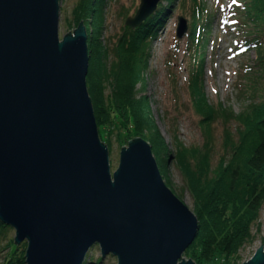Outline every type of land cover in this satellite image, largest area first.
Here are the masks:
<instances>
[{
    "label": "water",
    "instance_id": "water-1",
    "mask_svg": "<svg viewBox=\"0 0 264 264\" xmlns=\"http://www.w3.org/2000/svg\"><path fill=\"white\" fill-rule=\"evenodd\" d=\"M160 3L140 0L124 25L141 27ZM58 19L59 0H0V223L26 243L25 264H85L94 246L116 264H195L182 256L197 218L151 146L128 141L111 174L87 90L86 28L59 41ZM186 33L178 18L176 38ZM242 264H264L263 247Z\"/></svg>",
    "mask_w": 264,
    "mask_h": 264
},
{
    "label": "trees",
    "instance_id": "trees-1",
    "mask_svg": "<svg viewBox=\"0 0 264 264\" xmlns=\"http://www.w3.org/2000/svg\"><path fill=\"white\" fill-rule=\"evenodd\" d=\"M102 1L81 0L75 21L86 19L92 10L95 14L97 12V24L102 27ZM232 1L242 44H246L256 57L255 65L246 67L239 76L243 80L237 85L239 97H245L248 104L237 116L210 106L204 97L201 87L204 51L214 17L200 0H180L177 6L175 0H162L156 12L141 27L135 30L124 27L110 49L102 47V59H110L102 75L106 88L96 83V73L91 65L94 63L91 60L93 48L88 35L92 62L89 61L86 84L99 136L105 142L108 136L105 125H109L112 131L131 124L137 136L151 145L158 163L167 167V163L173 161L185 179L198 220L196 237L182 256L195 264H210L220 259L223 264H238L240 249L252 242L251 228L256 224L264 203V43L261 41L264 0ZM176 8L178 15L189 11L187 91L204 131L205 142L201 147L187 148L173 134L169 135L170 142L161 136L150 119L148 99L141 95L146 83L144 74L150 43L163 27L169 12ZM107 88L109 92L104 94ZM218 117L224 122L232 120L235 123L233 132L224 128L223 153L214 165L211 163L213 150L209 129ZM9 230L0 223V239L6 237ZM25 247V244L16 246L12 239L4 246L0 244V254L7 251L2 264H25ZM90 260L88 254L85 264H91Z\"/></svg>",
    "mask_w": 264,
    "mask_h": 264
},
{
    "label": "rangeland",
    "instance_id": "rangeland-1",
    "mask_svg": "<svg viewBox=\"0 0 264 264\" xmlns=\"http://www.w3.org/2000/svg\"><path fill=\"white\" fill-rule=\"evenodd\" d=\"M80 1L59 0V41L62 40L66 33L70 32L72 34L79 26V23L82 22L86 28L87 35L91 38L89 39V44L91 49L93 48L91 60L94 63L90 60V57L89 61L90 63L92 62L91 65L96 73V83L106 88L105 84L102 83V75L110 59L109 57L102 59L101 49L102 47L106 49L112 47L122 29L126 27L124 25L125 20L129 17H134L140 0H103L100 9L103 18L102 27L97 24V12L95 14V11L92 12V10L86 15V19H82L79 22L75 21V12ZM179 1L175 0V6L179 4ZM229 1L200 0V3H203L204 7L211 11L214 17L212 30L206 38L207 46L204 51L201 87L206 103L217 109L224 110L226 114L231 112L233 116H237L243 111L244 106L248 104L245 97H239L237 85L243 82L239 76L247 69L246 67L255 65L256 57L249 48L245 52L238 50L246 44H242L243 37L240 32L233 29L235 26L231 23L230 11L234 6L231 7ZM178 18H183L186 21L189 32V11L179 15L177 8L172 12L170 11L163 27L159 29L150 43L147 68L144 74L146 83L141 95L148 99L150 119L161 136L170 142L169 135L173 134L187 148L201 147L205 142V135L200 126V118L193 111L187 91L189 75L187 49L190 40L187 38L188 32L182 39L178 40L176 38ZM262 27L264 33V25ZM261 41L264 43V35ZM172 77L174 78L173 83L171 82ZM139 88L140 86H138ZM108 92L107 88L104 94H108ZM220 110L219 115L221 114ZM234 123L232 120L224 122L222 118L218 117L217 121L210 125L209 130L213 150L212 164L215 165L219 156L223 153L224 128H229L233 132ZM109 127V125L104 127L106 128V130L104 129L105 133L108 134L105 142H102L100 136L99 138L108 149L109 166L112 174L118 167L121 147L126 148L128 141L133 138L138 137L142 140L143 138L137 136L135 130L131 128V124L122 128L117 127L112 131ZM155 160L157 165H159L158 168L166 186L195 215L193 198L185 186L183 175L175 168L173 161H169L167 167H165L162 162L158 163L157 159ZM251 236L253 237L252 242L244 245L239 251L241 259L238 264L249 260L261 246L264 249V203L259 211L256 224L251 228ZM14 237L15 232L10 228L6 233V237L0 239L1 246H4L9 239L14 240ZM22 244L26 245V243ZM22 244L18 245V247ZM6 252L4 250L0 254V264H2ZM89 258L91 259V264H116V259L112 256H106L102 259L97 246L90 250ZM210 264H223V261L220 259L214 261V263L210 262Z\"/></svg>",
    "mask_w": 264,
    "mask_h": 264
}]
</instances>
